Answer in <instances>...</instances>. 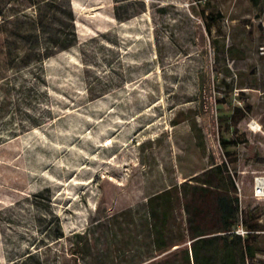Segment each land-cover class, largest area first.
Here are the masks:
<instances>
[{
    "label": "rangeland",
    "instance_id": "1",
    "mask_svg": "<svg viewBox=\"0 0 264 264\" xmlns=\"http://www.w3.org/2000/svg\"><path fill=\"white\" fill-rule=\"evenodd\" d=\"M20 18L0 33V264L147 263L149 197L210 156L241 199L220 235H255L264 264V0H47Z\"/></svg>",
    "mask_w": 264,
    "mask_h": 264
},
{
    "label": "trees",
    "instance_id": "2",
    "mask_svg": "<svg viewBox=\"0 0 264 264\" xmlns=\"http://www.w3.org/2000/svg\"><path fill=\"white\" fill-rule=\"evenodd\" d=\"M45 1L0 0V33L21 36L17 24L20 15ZM215 19L213 14L206 15V28L210 34L211 22ZM0 52L3 49L0 48ZM214 71L220 145L226 156L231 157L230 147L237 146L238 142L227 138L222 126L235 121L236 115L222 110V106L230 101L227 91L221 88L230 82L225 71H216V67ZM195 125H198L197 120ZM199 139L205 151L207 144L202 127L199 128ZM182 174V181L175 180L148 199L146 226L157 255H150L151 260L145 264H255L258 251L251 240L255 235L248 234L245 240L220 235V232L231 230L241 212L238 185L228 162L218 163L210 156V160L203 162L196 171ZM251 230L257 228H249V233Z\"/></svg>",
    "mask_w": 264,
    "mask_h": 264
},
{
    "label": "built area",
    "instance_id": "3",
    "mask_svg": "<svg viewBox=\"0 0 264 264\" xmlns=\"http://www.w3.org/2000/svg\"><path fill=\"white\" fill-rule=\"evenodd\" d=\"M253 195L257 199H264V174L255 177L253 184Z\"/></svg>",
    "mask_w": 264,
    "mask_h": 264
}]
</instances>
